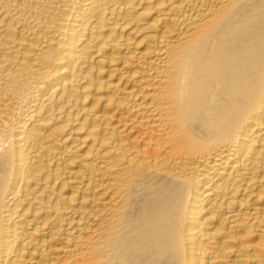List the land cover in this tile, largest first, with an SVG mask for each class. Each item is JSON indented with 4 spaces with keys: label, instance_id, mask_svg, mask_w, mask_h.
Returning a JSON list of instances; mask_svg holds the SVG:
<instances>
[{
    "label": "bare ground",
    "instance_id": "obj_1",
    "mask_svg": "<svg viewBox=\"0 0 264 264\" xmlns=\"http://www.w3.org/2000/svg\"><path fill=\"white\" fill-rule=\"evenodd\" d=\"M0 264H264V0H0Z\"/></svg>",
    "mask_w": 264,
    "mask_h": 264
}]
</instances>
